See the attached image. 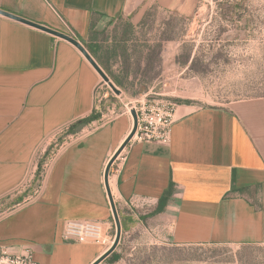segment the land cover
<instances>
[{
	"label": "crops",
	"instance_id": "obj_1",
	"mask_svg": "<svg viewBox=\"0 0 264 264\" xmlns=\"http://www.w3.org/2000/svg\"><path fill=\"white\" fill-rule=\"evenodd\" d=\"M196 3L0 0V10L64 34L72 30L108 74L112 47L134 42V30L145 27L154 8L187 15ZM124 19L126 39L115 36L103 51L105 35ZM101 84L73 44L0 15V253L31 251L39 264H93L113 245L105 171L134 120L123 112L77 132L97 111ZM62 134L69 140L59 145ZM108 184L122 234L100 264H126L118 249L124 234L136 230L151 244L155 236L172 247L264 244V98L179 106L170 140L130 143L112 164ZM67 220L100 223L106 242L64 241Z\"/></svg>",
	"mask_w": 264,
	"mask_h": 264
},
{
	"label": "rangeland",
	"instance_id": "obj_2",
	"mask_svg": "<svg viewBox=\"0 0 264 264\" xmlns=\"http://www.w3.org/2000/svg\"><path fill=\"white\" fill-rule=\"evenodd\" d=\"M129 25L124 19L110 28L102 50H110L115 36L124 41L122 34ZM134 31L130 45L112 47L106 74L119 76L123 83L117 85L110 78L117 94L102 79L97 93L99 124L123 112L132 116L142 106L152 110L150 116L171 112L174 119L179 106L226 107L264 98V0H197L187 15L154 8L145 27ZM114 51L125 53L129 75L123 76L121 65L116 66ZM62 135L59 145L69 140ZM118 250L126 264H264L263 243L172 247L155 236L151 244L139 230L124 234Z\"/></svg>",
	"mask_w": 264,
	"mask_h": 264
},
{
	"label": "built area",
	"instance_id": "obj_3",
	"mask_svg": "<svg viewBox=\"0 0 264 264\" xmlns=\"http://www.w3.org/2000/svg\"><path fill=\"white\" fill-rule=\"evenodd\" d=\"M66 35L75 39V34L72 30H69ZM135 111L138 117V128L131 143H167L170 140L171 126L174 121L173 113L166 112L160 117L155 118L154 115L150 116L148 114L152 110H149L145 106ZM62 238L68 243L78 244L106 242L104 228L100 223L82 220H67L64 223ZM0 264H39V262L31 251L18 255H9L7 252H1Z\"/></svg>",
	"mask_w": 264,
	"mask_h": 264
},
{
	"label": "water",
	"instance_id": "obj_4",
	"mask_svg": "<svg viewBox=\"0 0 264 264\" xmlns=\"http://www.w3.org/2000/svg\"><path fill=\"white\" fill-rule=\"evenodd\" d=\"M0 15L5 16V17L10 18V19H13V20L18 21V22H21V23L26 24L28 26L34 27L36 29H39V30L44 31L46 33H49V34H51L57 38L63 39L65 41H68L69 43L73 44L76 48H78L80 50V52L84 55V57L90 62V64L98 72V74L101 76V78L104 80V82H106L114 90L115 93H117V94L120 93V91L118 89H116V87L114 86V84L112 83L110 78L106 75V73L99 67V65L94 61V59L90 56V54L87 52V50L76 39L71 38L64 33L52 30L50 28L36 24V23L31 22L29 20H26L24 18H21V17H18L16 15L7 13L3 10H0ZM131 113H132V117L134 120L133 129H132L130 135L128 136V138L125 140L123 145L118 150V152L113 156V158L111 159V161L108 164L106 171H105L106 189H107L110 205L112 208V212H113V216H114V220H115V224H116V237H115V240L113 242V245L109 248V250L103 256H101L98 260H96L93 264H100L107 257H109L111 254H113L116 251V249L118 248L119 243L121 241V234H122L121 222H120V219L118 216L116 205L114 203V199H113V197L111 195V191L109 189L108 177H109V173H110V169H111L112 164L119 157V155L122 153V151L131 143L133 137L136 134V131L138 128V117H137L136 111H132ZM84 127H85V124L80 125L79 128L77 129V132H80Z\"/></svg>",
	"mask_w": 264,
	"mask_h": 264
},
{
	"label": "trees",
	"instance_id": "obj_5",
	"mask_svg": "<svg viewBox=\"0 0 264 264\" xmlns=\"http://www.w3.org/2000/svg\"><path fill=\"white\" fill-rule=\"evenodd\" d=\"M128 41V40H125ZM121 43V42H120ZM114 54L117 55V58H120V62H122L121 64V71H122V75H129V72L127 71V66L125 65L127 62V57L125 56V53H123L122 55H120L119 53H117V51H114ZM150 56V54L148 55V57ZM197 61V56H195V58L192 60V66L196 63ZM112 79L114 80L115 84L117 85H122V81L121 78L119 76H112ZM100 118V114L97 113H93L90 117L84 119L81 124H85V125H89L90 123H92L93 121H96ZM116 256V255H115ZM116 258H118V256H116Z\"/></svg>",
	"mask_w": 264,
	"mask_h": 264
}]
</instances>
